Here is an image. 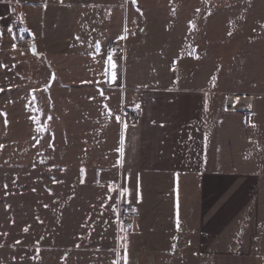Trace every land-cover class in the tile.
<instances>
[{"label": "rangeland", "instance_id": "1", "mask_svg": "<svg viewBox=\"0 0 264 264\" xmlns=\"http://www.w3.org/2000/svg\"><path fill=\"white\" fill-rule=\"evenodd\" d=\"M31 2L0 0V167L65 166L85 169L93 180L96 176L105 181L115 178L117 133L114 129L106 133L98 125L109 102L93 89L77 86L78 81L91 77L72 60L80 50L72 34L81 30L82 23L59 20L63 28L56 32L64 34L60 43L68 39L61 43L67 54L56 58L60 81L49 83V75L55 71L42 70L31 52L32 60L27 58V52L21 50L25 45L18 44L17 38L25 26L37 30L42 23L47 26L51 12L59 8L45 6V0L39 6H29ZM140 2L139 9L130 2L125 29L128 25L130 32H137L140 43L146 40L143 50L154 49L155 69L140 72L143 85L151 80L156 83L154 75L164 81L160 82L163 87L177 83L181 88L205 90L206 99L215 101L218 110L214 114L221 121L223 181L214 190L211 182L202 181L204 198L190 199L194 205L201 202L203 223L207 221L205 227L192 231L191 264H264V0ZM128 73L126 68L124 75ZM231 96L236 97L235 112L226 111ZM74 98L81 100L72 101ZM250 99L254 116L243 112ZM211 109L209 106V122ZM250 160H254L252 165L247 164ZM161 185L164 193L155 205L150 204L142 226L134 228L136 209L125 206L133 209L135 218L121 233L128 230L133 235L142 227L139 237H126L122 259L130 260L129 264H157L153 254L161 256L157 248L166 253L173 218L179 222L183 217V209L179 211L177 206L178 213L172 214L164 198L173 193L169 181H158V190L155 187L153 192H159ZM199 185L193 183V193L201 190ZM181 191L178 200L187 208L189 197L183 195V188ZM216 211L219 226L213 228ZM204 250L212 254L199 263L194 253Z\"/></svg>", "mask_w": 264, "mask_h": 264}, {"label": "crops", "instance_id": "2", "mask_svg": "<svg viewBox=\"0 0 264 264\" xmlns=\"http://www.w3.org/2000/svg\"><path fill=\"white\" fill-rule=\"evenodd\" d=\"M40 1L28 5L39 6ZM130 2L137 9L141 6L140 0H45V6L59 8L51 12L48 25L42 23L38 30L25 26L24 32H18L17 42L22 35L31 38L21 48L27 58L32 60L28 55L31 52L42 70L55 71L49 75L48 82L52 83L60 81L57 55L67 54L61 43L68 39L60 43L64 34H59L63 28L59 20L82 23L78 26L81 30L72 34L80 47L72 60L91 77L78 81L77 86L93 89L109 102L98 125L106 133L116 130L118 156L116 176L106 181L99 176L90 179L82 168L0 167V264H129L130 260L122 259L126 237H139L142 227L133 235L128 230L121 233L120 208L133 206L138 217L134 228L142 226L148 207L164 193L162 185L159 192H153L161 180L172 184L173 193L163 196L169 201L171 213H178L175 208L180 206L183 217L179 222L173 218L167 251L157 248L161 256L153 254L154 260L157 264H191L192 231L202 229L207 221L203 223L201 202L194 205L190 199L204 198L202 181L211 182L214 190L224 176L221 121L214 114L218 107L214 100L206 99L205 90L181 88L177 83L163 87L160 82L164 81L152 73L156 83L149 78L151 82L143 85L140 72L147 67L154 70L156 60L152 57L154 49H142L146 40L140 43L137 32H130L128 25L125 29ZM111 43H124V52L113 53ZM32 46L36 47L35 53ZM108 57H112L115 68L109 65ZM167 66L168 62L165 71ZM126 68L130 73L124 75ZM128 108L136 110L137 122L121 118L122 110ZM193 183H200L201 190L197 188L193 193ZM181 187L183 195L189 197V209L182 208L178 200ZM217 216L218 211L216 222L212 221L215 224L219 223ZM194 254L203 263L212 253L204 250Z\"/></svg>", "mask_w": 264, "mask_h": 264}, {"label": "built area", "instance_id": "3", "mask_svg": "<svg viewBox=\"0 0 264 264\" xmlns=\"http://www.w3.org/2000/svg\"><path fill=\"white\" fill-rule=\"evenodd\" d=\"M29 42H31V38L26 36V35H22L18 40V44H20V45H25L26 43H29ZM110 48L119 53V52H124L125 45H124V43L123 44L112 43L110 45ZM230 103L232 104V108H231V110H228L229 107L231 106ZM236 106H237L236 97L235 96L227 97L226 110L228 112H230V111L235 112ZM243 112H245V114L247 116H254L255 115L254 109L252 107H249V105L246 106V108H245V110H243ZM121 118L122 119H130L133 122H137L136 110L132 109V108L123 109L122 114H121ZM134 218H135V213H134L132 208L125 207V206L121 207L120 212H119V229L122 230V229L130 226L131 222L133 221Z\"/></svg>", "mask_w": 264, "mask_h": 264}, {"label": "snow or ice", "instance_id": "4", "mask_svg": "<svg viewBox=\"0 0 264 264\" xmlns=\"http://www.w3.org/2000/svg\"><path fill=\"white\" fill-rule=\"evenodd\" d=\"M77 39H79V37H77ZM108 63H109V65L112 67V68H115V64H114V62H113V60H112V57H108ZM115 190V189H114Z\"/></svg>", "mask_w": 264, "mask_h": 264}, {"label": "bare ground", "instance_id": "5", "mask_svg": "<svg viewBox=\"0 0 264 264\" xmlns=\"http://www.w3.org/2000/svg\"><path fill=\"white\" fill-rule=\"evenodd\" d=\"M246 104L249 105L250 107H252V105H253V100H252V99H251V100H247V101H246ZM230 105H231V106L229 107V109L231 110V108H232V104L230 103Z\"/></svg>", "mask_w": 264, "mask_h": 264}, {"label": "water", "instance_id": "6", "mask_svg": "<svg viewBox=\"0 0 264 264\" xmlns=\"http://www.w3.org/2000/svg\"><path fill=\"white\" fill-rule=\"evenodd\" d=\"M32 50L35 53L36 52V47L35 46H32Z\"/></svg>", "mask_w": 264, "mask_h": 264}]
</instances>
